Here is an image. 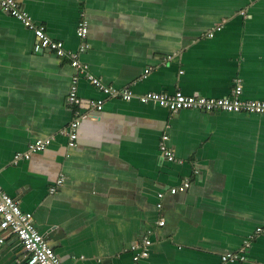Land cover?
Returning <instances> with one entry per match:
<instances>
[{
  "label": "crops",
  "instance_id": "obj_1",
  "mask_svg": "<svg viewBox=\"0 0 264 264\" xmlns=\"http://www.w3.org/2000/svg\"><path fill=\"white\" fill-rule=\"evenodd\" d=\"M16 1L66 49L83 43L75 31L84 19L80 61L106 86L136 97L180 91L215 99L240 81L242 100L264 102V0ZM33 44V34L0 9V186L32 214L61 264H135L133 247L146 236L140 264H217L264 224V115L171 114L136 97H105L76 77L68 58L34 52ZM73 77L78 111L91 112V100L103 107L67 149L60 133L76 115L66 104ZM163 134L181 163L162 159ZM49 138L43 151L13 163L15 153ZM185 178L188 190L170 195ZM0 264H27L14 239L0 245ZM233 264H264V236Z\"/></svg>",
  "mask_w": 264,
  "mask_h": 264
},
{
  "label": "built area",
  "instance_id": "obj_2",
  "mask_svg": "<svg viewBox=\"0 0 264 264\" xmlns=\"http://www.w3.org/2000/svg\"><path fill=\"white\" fill-rule=\"evenodd\" d=\"M0 9L7 15L17 19L21 25L33 34L34 44L33 51L48 50L55 54L58 58H68L71 66L75 69L76 77L82 75L88 79L92 85L97 88L105 97L115 98L119 97L123 101H131L136 96L128 87L115 88L104 85L99 79L95 78L88 72V66L80 61V56L88 48L86 43V36L88 32V24L84 19H80L77 23L75 34L81 43L76 50L66 49L64 43L59 40L51 39L45 30L44 25L37 24L32 17L26 13L16 0H0ZM221 29L217 26L206 33L207 38H212L214 33ZM170 57H164V61L169 60ZM151 70L147 69L146 73ZM73 77L70 82L68 93L66 96V104L75 110V117L68 124V126L61 131V135L66 137L67 149H74L77 146L78 128L81 123L87 120L97 121L99 113L103 107L102 100H91L89 106L92 109L89 113H80L78 108L81 101L77 94V78ZM235 87L232 94L223 98H206L202 96H188L180 91L172 94L167 92H146L136 99L141 104H154L158 107L169 110L171 114H177L183 110H197L211 113L213 111H222L228 113H244L250 115H264V102L256 100H242L240 98L241 85ZM168 136L163 134L158 143L159 153L164 161L179 162L172 150L167 146ZM51 142V139H38L33 143L28 144L26 152H17L13 156V163L17 164L19 160H28L32 153L43 151ZM68 157V155H66ZM63 183V179H58L54 186L49 188V193L53 194L58 187ZM190 187V179L185 178L181 185L170 188L168 193L175 195L177 193H184ZM156 208H162V199L164 193H158ZM0 230L3 231L0 236V245L6 239L12 238L17 241L22 251L25 253L27 264H61L59 256L48 245L45 236L38 232L34 226L33 217L31 213L23 212L17 202L2 192L0 186ZM164 219L157 221L158 227L164 226ZM259 236H264V224L256 227L254 231L243 241L240 250L236 252H229L221 255L217 264H233L236 262H244L246 260L247 251L251 248V242ZM141 243H137L133 249L135 255L133 261L135 264H140V260L148 256V246L151 240L146 236Z\"/></svg>",
  "mask_w": 264,
  "mask_h": 264
},
{
  "label": "water",
  "instance_id": "obj_3",
  "mask_svg": "<svg viewBox=\"0 0 264 264\" xmlns=\"http://www.w3.org/2000/svg\"><path fill=\"white\" fill-rule=\"evenodd\" d=\"M39 52H42V50H40Z\"/></svg>",
  "mask_w": 264,
  "mask_h": 264
}]
</instances>
